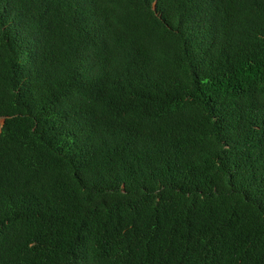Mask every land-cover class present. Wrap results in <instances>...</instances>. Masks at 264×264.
<instances>
[{"label": "trees", "instance_id": "trees-1", "mask_svg": "<svg viewBox=\"0 0 264 264\" xmlns=\"http://www.w3.org/2000/svg\"><path fill=\"white\" fill-rule=\"evenodd\" d=\"M0 264H264V0H0Z\"/></svg>", "mask_w": 264, "mask_h": 264}]
</instances>
